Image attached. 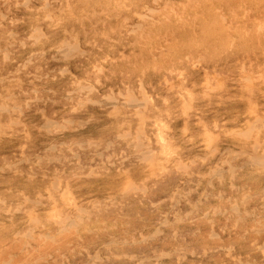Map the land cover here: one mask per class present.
I'll return each instance as SVG.
<instances>
[{
	"label": "rangeland",
	"instance_id": "374dc122",
	"mask_svg": "<svg viewBox=\"0 0 264 264\" xmlns=\"http://www.w3.org/2000/svg\"><path fill=\"white\" fill-rule=\"evenodd\" d=\"M102 1L0 0V264H264V0Z\"/></svg>",
	"mask_w": 264,
	"mask_h": 264
},
{
	"label": "bare ground",
	"instance_id": "6f19581e",
	"mask_svg": "<svg viewBox=\"0 0 264 264\" xmlns=\"http://www.w3.org/2000/svg\"><path fill=\"white\" fill-rule=\"evenodd\" d=\"M93 1V0H92ZM99 1V0H98ZM104 1V0H103ZM102 1V2H103ZM113 1V0H112ZM204 1V0H203ZM224 1V0H223ZM230 1V0H229ZM232 1V0H231ZM230 1V2H231ZM94 2H95V0H94ZM97 2V1H96ZM108 2V1H107ZM120 2V1H119ZM138 2H139V0H138ZM201 2V1H200ZM205 2V1H204ZM215 2H217V1H215ZM219 2H221V1H219ZM219 2H218V4H219ZM89 3V2H88ZM87 3V4H88ZM104 3H106V1L104 2ZM124 3V2H123ZM127 3V2H126ZM143 3H145V2H143ZM147 3V2H146ZM223 3V2H222ZM86 4V3H85ZM85 4H83V5H85ZM86 4V5H87ZM128 4V3H127ZM142 4V3H141ZM215 4V3H214ZM225 4V3H224ZM223 4V5H224ZM227 4V3H226ZM97 5H98V3H97ZM129 5V7L131 6L130 4H128ZM123 6V5H122ZM75 7H76V5H75ZM91 7V6H90ZM116 7V6H115ZM120 8V7H119ZM132 8V7H131ZM153 8V7H152ZM205 9V8H204ZM204 9H201V10H204ZM70 10V9H69ZM134 10V9H133ZM56 12V11H55ZM126 12V11H125ZM202 13L204 12V11H201ZM206 12V11H205ZM73 14H74V12H73ZM6 15V14H5ZM4 15V16H5ZM72 15V14H71ZM122 15V14H121ZM120 15V16H121ZM186 15V14H185ZM116 17V16H115ZM124 17H126L125 16V14H124ZM151 17V16H150ZM172 18V17H171ZM223 19V18H222ZM221 19V20H222ZM122 20V19H121ZM196 20V19H195ZM119 21V20H118ZM95 23V22H94ZM92 24V23H91ZM117 24V23H116ZM82 26V25H81ZM225 26V25H224ZM87 27V26H86ZM89 27V26H88ZM132 27V26H131ZM140 28V27H139ZM139 28H137V29H139ZM38 30V29H37ZM178 31V30H177ZM10 32V31H9ZM8 32V33H9ZM150 32H152V31H150ZM248 32V31H247ZM36 33V32H35ZM67 33V32H66ZM144 33V32H143ZM169 33V32H168ZM179 34V33H178ZM44 35H45V33H44ZM37 37V36H36ZM69 37H70V35H69ZM146 37V36H145ZM148 37V36H147ZM232 37V36H231ZM45 38V37H44ZM89 38H90V36H89ZM68 40V39H67ZM93 40V39H92ZM228 40V39H227ZM224 44V43H223ZM228 44V43H227ZM231 45V44H230ZM66 47V46H65ZM72 47V46H71ZM114 47V46H113ZM68 48V47H67ZM73 48H74V46H73ZM77 48V47H76ZM75 48V49H76ZM65 50H66V48H64ZM78 49V48H77ZM74 50V49H73ZM57 52V51H56ZM65 53V52H64ZM73 53V52H72ZM7 55V54H6ZM73 56V55H72ZM71 56V57H72ZM120 57V56H119ZM24 62V61H23ZM70 62V61H69ZM195 66V65H194ZM97 67V66H96ZM213 75V74H212ZM210 76V75H209ZM242 77V76H241ZM247 77V85L249 86L248 88L252 91V88H253V84L251 83V77L252 76H246ZM264 79V78H263ZM150 81H151V79H150ZM45 84V83H44ZM219 84V83H218ZM208 85H210V84H208ZM214 85H216V84H214ZM220 86V85H219ZM141 87V86H140ZM222 87H223V85H222ZM247 87V86H246ZM245 87V88H246ZM192 88V87H191ZM214 90V89H213ZM263 90V89H262ZM72 91V90H71ZM198 91V90H197ZM178 93V92H177ZM145 94V93H144ZM135 95V94H134ZM188 96V95H187ZM192 92L190 91L189 92V97L190 98H192ZM145 97V96H144ZM136 98V97H135ZM101 99V98H100ZM108 99V98H107ZM148 99V98H147ZM136 100V99H135ZM97 101V100H96ZM125 101V100H124ZM83 103V102H82ZM105 103V102H104ZM134 103V102H133ZM135 103H137V102H135ZM134 103V104H135ZM144 103V102H143ZM131 104V103H130ZM81 105V104H80ZM127 105V104H126ZM247 105V104H246ZM1 106V108H0V110H3V109H5V107H6V105L5 104H1L0 105ZM129 106V105H128ZM86 107V106H85ZM8 109V108H7ZM136 109V108H135ZM253 110V109H252ZM137 111V110H136ZM139 111V110H138ZM183 112H185V111H183ZM142 113V112H141ZM249 113V112H248ZM135 115V114H134ZM137 115V114H136ZM151 116V115H150ZM257 117V119H255V121L256 122H262V123H264V116L263 117H259V116H256ZM78 118V117H77ZM72 120H73V118H72ZM214 120V119H213ZM81 121V120H80ZM254 121V122H255ZM177 122V121H176ZM14 123V122H13ZM71 123V122H70ZM81 123H82V121H81ZM48 126H51L52 125V122H48V123H46ZM141 124V123H140ZM140 124H138V125H140ZM242 124V123H241ZM56 125V124H55ZM63 125V124H62ZM163 125V124H162ZM214 126V125H213ZM40 127V126H39ZM64 127V126H63ZM138 127V126H137ZM232 127V126H231ZM262 127V126H261ZM237 128H238V126H237ZM250 130H248V129H246L245 131H243V129L241 130H235V131H237V133L239 134V135H243V136H245V137H247L248 138V136H251V128H253V126L252 125H250ZM141 130H143V129H141ZM140 130V131H141ZM264 130V127L263 128H261L260 130H258V131H256L255 133H256V136H254V137H252L251 136V139L249 140V141H251L253 138V147L254 148H258V146L261 144L260 143V141H261V139H260V136H261V133L262 132H260V131H263ZM137 131V130H136ZM164 131V130H163ZM219 131H221V130H219ZM129 132V131H128ZM225 132V131H224ZM218 133V132H217ZM223 133V132H222ZM121 134V133H120ZM219 135V134H218ZM136 136H138V135H136ZM145 136V135H144ZM120 137H121V135H120ZM146 137V136H145ZM150 137V136H149ZM216 137V136H215ZM138 138H139V136H138ZM137 138V139H138ZM162 138V137H161ZM163 139V138H162ZM210 139V138H209ZM215 139V138H214ZM239 139V138H238ZM216 140V139H215ZM240 140V139H239ZM137 142V141H136ZM206 142H208V141H206ZM263 142H264V139H263ZM62 143H64V141L62 142ZM210 143V142H209ZM138 144H139V142H138ZM208 144V143H207ZM264 144V143H263ZM60 145V144H59ZM90 145V144H89ZM134 145V144H133ZM106 146V145H105ZM148 146V145H147ZM135 147V146H134ZM161 147H163V146H161ZM215 148H213V150H214ZM112 150V149H111ZM145 150V149H144ZM149 150V149H148ZM167 151L169 150V148L167 147V149H166ZM209 150V149H208ZM212 150V149H211ZM241 150V149H240ZM263 151H264V149H263ZM165 152V151H164ZM169 152V151H168ZM166 154H167V152H165ZM210 153V152H209ZM230 153V152H229ZM242 153V152H241ZM244 153H245V151H244ZM144 154V153H143ZM150 154V153H149ZM239 154V153H238ZM76 155V154H75ZM151 155V154H150ZM245 155V154H244ZM205 156V155H204ZM250 156V155H249ZM248 156V157H249ZM96 157V156H95ZM251 159H252V161H254V162H256V163H259V164H261L263 167H264V154L262 153V155L259 157V158H257V156L255 157V155H253L252 157H251ZM152 160V159H151ZM21 161V160H20ZM248 161H250V160H248ZM178 164V163H177ZM181 164V163H180ZM159 166V165H158ZM159 169H161V168H159ZM177 169V168H176ZM180 169V168H179ZM21 170V169H20ZM16 171H17V169H16ZM91 171V170H90ZM150 171H151V169H150ZM149 171V172H150ZM260 171H262L261 169H260ZM213 175V174H212ZM54 177V176H53ZM232 177V176H231ZM219 179V178H218ZM221 180V179H220ZM55 182H57V181H55ZM209 182V181H208ZM61 183V182H60ZM231 183V182H230ZM5 184V183H4ZM63 184V183H62ZM57 185V184H56ZM67 185V184H66ZM127 187L126 188H129V189H132V188H136V186L134 185V184H132V182H129V183H127V185H126ZM57 187V186H56ZM10 191V190H9ZM179 192V191H178ZM15 193V192H14ZM21 193V192H20ZM26 193V192H25ZM123 193V192H122ZM239 193V192H238ZM45 194V193H44ZM51 196V195H50ZM64 197L68 200L69 199V194L68 193H64ZM26 198V197H25ZM106 198V197H105ZM110 198V197H109ZM73 199V198H72ZM32 201V200H31ZM45 201V200H44ZM74 201H75V199H74ZM72 202H73V200H72ZM69 204V203H68ZM35 206V205H34ZM54 207V206H53ZM161 207V206H160ZM55 208V207H54ZM234 208V207H233ZM15 209V208H14ZM80 209H81V207H80ZM79 209V210H80ZM83 209V208H82ZM235 210H236V212H238L239 213V210H238V208H236V206H235ZM15 211V210H14ZM225 211V210H224ZM34 212V211H33ZM83 212V211H82ZM85 212H86V210H85ZM220 212V211H219ZM26 213V212H25ZM28 215H30V213L28 214ZM52 217H59L58 216V214H57V211L56 210H54V215L52 216ZM165 218V217H164ZM72 219V218H71ZM10 220V219H9ZM35 221H37V220H35ZM70 225H75L74 223H72L71 221H69L68 222ZM33 228V227H32ZM63 228H65V226H63ZM61 229V228H60ZM26 232V231H25ZM155 235V234H154ZM212 235H216V234H212ZM218 235V234H217ZM263 247H264V245H263ZM98 249V248H97ZM94 254V253H93ZM98 254V253H97ZM249 264H254V263H252V262H249Z\"/></svg>",
	"mask_w": 264,
	"mask_h": 264
}]
</instances>
